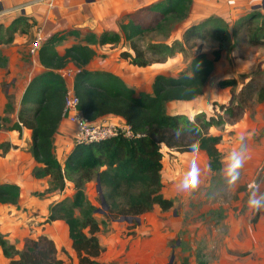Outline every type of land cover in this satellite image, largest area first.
<instances>
[{"label": "trees", "instance_id": "trees-1", "mask_svg": "<svg viewBox=\"0 0 264 264\" xmlns=\"http://www.w3.org/2000/svg\"><path fill=\"white\" fill-rule=\"evenodd\" d=\"M191 5L192 0H161L139 11L152 14L148 23L144 24L142 18L135 21L127 16V21L119 25L121 35L103 32L96 37L92 33L87 34L83 38L85 44H76L62 55L57 53L55 46L63 40L64 35L51 36L38 50V61L43 71L25 87L17 120L12 122L7 116H0V130L17 131L19 135L22 129L31 132L30 154L33 161L40 165L32 170V175L35 178H49L47 189L43 193H36V196L58 194L64 189L66 180L73 183L71 200L68 202V199H63L50 205L45 223L56 220L65 223L78 264H102L99 257L103 248L98 242L97 233L104 222H97L93 216L94 207L86 200L82 187L85 183L98 178L107 204V220L136 217L151 210L154 205L167 211L171 209L172 202L160 194L164 158L162 150L185 154L201 150L208 158L210 171L220 173L223 167V156L218 149L221 137L210 135L208 129L234 124L245 112L247 103L264 102V85L256 87L248 80L239 91L231 92L226 106H219L222 115L200 113L194 121H190L184 115L167 113L168 103L189 102L203 94L214 64L220 60V48L209 54L193 56L189 61V74L182 73L176 78L156 75L151 93H135L110 72L87 70L90 60L95 56L90 46L115 45L121 41L126 43L129 52L121 51L120 59L141 68L152 64V61L145 59L146 53L152 48L162 52L167 46L152 43L153 47L141 50L136 44L137 38L161 28L162 22H166L169 17L186 19ZM258 19L263 23L254 26ZM14 23L17 20L6 28V37L2 38L4 44L11 42L9 34L15 31ZM213 25L192 26L183 34L184 39L192 36L220 43L229 32L225 25ZM235 30L247 34L252 46L264 45V14L252 11L239 21ZM259 34H262L260 38ZM69 65L81 70L74 79V89L83 114L91 121L102 117L120 118L134 134L139 135L138 138L118 137L76 146L60 164L53 153V138L62 122L65 86L56 71ZM229 84L224 82L220 86ZM10 111L11 107L7 103L4 113ZM19 194L16 184H0V204L17 205ZM0 249L8 264H65L57 259L53 241L44 235L26 238L22 250L18 251L0 234Z\"/></svg>", "mask_w": 264, "mask_h": 264}, {"label": "crops", "instance_id": "crops-1", "mask_svg": "<svg viewBox=\"0 0 264 264\" xmlns=\"http://www.w3.org/2000/svg\"><path fill=\"white\" fill-rule=\"evenodd\" d=\"M159 1L161 0H55L52 7L48 8L46 0H0V64H2L0 65V116H7L12 122L17 120L19 103L25 87L34 76L43 71L38 61V53L35 57L29 55L31 43L29 39L36 30H40L43 37L42 44L55 34L64 35L63 40L55 46L57 53L62 55L66 49L76 44H85L83 38L87 34L92 33L96 37L103 32L121 35L119 25L127 21L125 17L129 16L131 19L135 14L146 16L150 13L139 11ZM262 1L264 0H192L185 23L196 26L207 20H214L217 27L225 25L230 33V29L235 30L239 21L252 11L257 10L263 15V9L254 8ZM16 20L15 31L9 34L11 42L4 44L2 38L6 37V28ZM69 32L74 34H68ZM247 39L246 44L249 46ZM231 42L234 44L233 41ZM90 47L95 51V56L87 66L88 71L110 72L118 76L135 93H151L154 77L161 74L156 73L157 70L153 69L151 64L141 68L120 59L121 51L129 52L128 47L125 49L121 44ZM232 55L234 57L235 53L233 52ZM171 59H174L173 56L168 57V60ZM234 62L244 63L246 60L235 59ZM247 63L252 62L247 61ZM256 63L254 62V65ZM130 74L135 76L130 79ZM213 96L208 97L207 94L189 102H170L166 106L167 113L184 115L191 120V116L195 117L200 113L211 111ZM7 103L11 111L5 114ZM257 105L253 114L254 120L244 112L234 124L223 125L224 132L231 131L233 135L232 139L224 140V143L221 140L219 149L222 148L227 154L239 151L242 143H251L254 133L260 130L264 132V103ZM170 107L173 111H170ZM101 119L116 121L118 118L102 117ZM212 128L210 127L209 130ZM71 131L72 127L61 122L53 138V153L60 164L72 150L68 141ZM222 139H224L223 134ZM0 146V184H16L20 191L17 205L0 204V234L18 251L22 250L26 238L44 235L53 241L57 259L65 264H78L65 223L61 220L45 223L49 206L56 203L60 193L43 200L31 195L35 191H45L49 178H35L32 175V170L40 165L33 161L30 154V130L22 129L21 135L13 130H0ZM168 153L170 157L166 167L163 162L160 194L172 202L171 209L162 211L158 205H154L151 210L136 217L107 220L105 228L100 226V231L97 233L98 242L103 248L99 257V262L102 264H163L166 256L171 253L167 247V240L179 233L183 220L185 224L190 223L184 219L188 204L196 197L202 201L204 193L211 190L209 181L213 172L208 169V158L203 151L196 149L186 154ZM256 154L259 158L261 154L264 155L260 150ZM193 161L197 162L200 168L199 187L195 192L188 194L180 190L179 182ZM261 222L262 219H259L255 231L248 228L242 236L237 234L238 237L230 238L237 254L247 253L244 262H249V259L256 254L253 240L256 241L257 236L258 240L260 238ZM0 264H8L1 249Z\"/></svg>", "mask_w": 264, "mask_h": 264}, {"label": "rangeland", "instance_id": "rangeland-1", "mask_svg": "<svg viewBox=\"0 0 264 264\" xmlns=\"http://www.w3.org/2000/svg\"><path fill=\"white\" fill-rule=\"evenodd\" d=\"M150 16L152 14H146V16L135 14L131 16V19L136 21L140 17L143 19V23L146 24L149 22ZM185 20L187 18L184 20H176L169 17L166 22H162L161 28L150 31L141 38H137L136 44L141 50H145L150 46L153 47V44L160 45L161 47L166 45L167 47L162 52L154 51L155 49L152 48L150 52L146 53L145 59L153 62L151 65L153 69L157 70L156 73H161L172 78L182 73L189 74V61L193 56L199 53L209 54L212 50L220 48V60L214 64L212 75L202 94V96H207L208 94V97L214 95L211 111L206 113V115H222L219 106H226L230 101L231 92L239 91L248 80H251L256 87L264 85V45L252 46L250 44L248 46L246 44L247 34L236 31V35L234 36L235 30L232 29H230V33L220 43L217 40H201L198 37L192 36L184 39L183 34L192 26H195L186 24ZM260 21L258 19L254 23V26L261 25L263 22ZM201 24L212 27L215 23H210L207 20ZM224 32H221V34L225 35ZM261 35L259 34V38ZM233 36L234 38H232ZM33 37L34 33L29 41L31 40L32 42ZM120 44L123 48H127L124 41H121L118 45ZM233 52L235 53L234 57L232 55ZM176 54L180 55L177 56ZM171 56L174 59L168 60V57ZM235 59H244L246 62L237 63L234 62ZM247 61H251L252 63H247ZM254 62H257L256 65H254ZM238 64L241 66L239 67ZM134 74H130V79L135 76ZM224 82H230V84L221 87L220 84ZM198 102L200 103L199 98ZM256 105L247 103L245 106V112L248 113V116L252 120H254L253 114L255 113V108L258 106ZM170 111H173L171 107ZM194 118L191 116L190 121H194ZM223 132V125H220L218 129L216 127H213L211 130L208 129L210 135H219L221 137L219 144H221V140L224 143V140L232 139L233 132ZM222 134L224 139H222ZM263 136L264 132L260 130L252 135L250 144L248 142L241 144L242 148H239V151H245L243 153L244 164L239 169L238 179L232 185L228 183L226 174L225 158L229 154L224 150L222 151V148L220 150L218 144V149L223 156L222 170L220 173H213L209 181L211 190L204 193V199L200 201L196 197L188 204L187 210L184 212V219L190 223L185 224L183 220L179 233L167 240V247L171 253L166 256L163 264L169 263L171 255H173L171 264H264V237H261V235L264 236V208L259 212L253 213L247 207V201L252 192H255L257 197L264 195V155L261 154V158L256 156L258 150L264 153ZM71 140L72 134L69 135L68 141L71 142ZM162 151L165 158L162 160V164L164 162L166 167V162H168L170 154L166 153L167 151L165 149ZM61 162L63 164V161ZM253 182L256 188H248L247 185ZM96 185L97 182L93 179L85 183L82 187L86 200L94 207V218L97 222H104L102 227L105 228L107 221L105 212L107 209H104L101 205L100 195H102V189L101 194H99ZM43 192L35 191L31 195L43 200L54 194L35 195L36 193L40 194ZM73 193V183L66 180L64 189L58 194L59 197L56 198L57 200H55L59 202L63 199H68L69 202ZM259 219H262L260 223V238L258 240L257 236V240H253V243L255 242L254 250H256V254L249 259V262H244L243 260L247 258V253L239 252L237 254L231 245L230 238L231 236L238 237L237 234L242 236L244 232L248 231V228H252L255 231V225ZM249 233L251 234V232ZM157 243L155 242V244Z\"/></svg>", "mask_w": 264, "mask_h": 264}, {"label": "built area", "instance_id": "built-area-1", "mask_svg": "<svg viewBox=\"0 0 264 264\" xmlns=\"http://www.w3.org/2000/svg\"><path fill=\"white\" fill-rule=\"evenodd\" d=\"M54 1L46 0L47 7H52ZM33 38L29 45V55L35 57L43 40L40 30H36ZM80 72L81 70L74 66H67L56 71L65 86L61 118L62 122L72 127L70 148L100 143L118 137L124 139L138 138L139 135L134 134L131 128L120 118L116 121L101 118L91 121L83 114L79 108V98L74 89V79ZM252 184L249 183L248 188Z\"/></svg>", "mask_w": 264, "mask_h": 264}, {"label": "clouds", "instance_id": "clouds-1", "mask_svg": "<svg viewBox=\"0 0 264 264\" xmlns=\"http://www.w3.org/2000/svg\"><path fill=\"white\" fill-rule=\"evenodd\" d=\"M226 159V174L228 177V183L230 185L235 184L238 179L239 169L243 167L244 156L242 151H233L229 153ZM200 168L197 162L193 161L184 174L183 178L179 182V188L181 191L191 194L195 192L199 187ZM255 183L250 185V188H255ZM247 207L253 213L259 212L264 208V195L257 197L255 192L249 196L247 201Z\"/></svg>", "mask_w": 264, "mask_h": 264}, {"label": "water", "instance_id": "water-1", "mask_svg": "<svg viewBox=\"0 0 264 264\" xmlns=\"http://www.w3.org/2000/svg\"><path fill=\"white\" fill-rule=\"evenodd\" d=\"M254 8H261V9L264 10V1H262L258 6L254 7ZM96 182H97L96 189L99 192V194H101V186H100V183H99L98 178L96 179ZM100 196H101V205H102V207L104 209H107V205L105 203V200L103 198V195H100ZM127 218H129V217H127ZM172 260H173V255L170 256V259H169V263L168 264H171Z\"/></svg>", "mask_w": 264, "mask_h": 264}]
</instances>
